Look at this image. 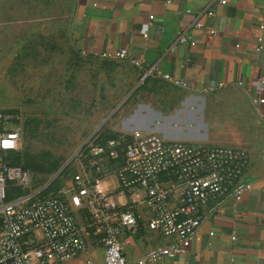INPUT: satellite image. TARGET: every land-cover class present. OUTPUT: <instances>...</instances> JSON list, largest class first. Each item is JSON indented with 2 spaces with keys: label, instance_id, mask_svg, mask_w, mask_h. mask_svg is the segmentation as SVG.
Here are the masks:
<instances>
[{
  "label": "crops",
  "instance_id": "obj_1",
  "mask_svg": "<svg viewBox=\"0 0 264 264\" xmlns=\"http://www.w3.org/2000/svg\"><path fill=\"white\" fill-rule=\"evenodd\" d=\"M58 2L67 7L72 35L84 54L100 57L104 50L125 46L146 65L154 63L161 72L188 81L179 86L160 74L143 77L134 64L147 85L137 86L121 130L140 128L172 140L241 145L251 155L245 176L253 186L242 198H226L216 209L209 203L185 251L143 264H264V103L254 101L264 95V29L259 27L264 0ZM209 6L215 15L206 14ZM197 18L205 22L202 27L193 25ZM179 27L193 31L197 42L173 51L170 45ZM104 183L114 186V175ZM168 240L139 216L137 229L123 233L126 264H140L146 249ZM103 262V245L90 239L85 250L63 264Z\"/></svg>",
  "mask_w": 264,
  "mask_h": 264
},
{
  "label": "built area",
  "instance_id": "obj_2",
  "mask_svg": "<svg viewBox=\"0 0 264 264\" xmlns=\"http://www.w3.org/2000/svg\"><path fill=\"white\" fill-rule=\"evenodd\" d=\"M205 12L215 15L210 6ZM204 24L199 18L193 22ZM259 27L264 29V15ZM196 42L193 31L179 27L170 50ZM99 56L128 59L143 77L160 74L188 85L182 76L146 65L125 46ZM254 101L264 103V95ZM23 126L22 110L0 108V264H63L85 250L90 239L103 245V264H126L123 233L137 229L139 216L169 240L146 249L138 263L175 256L191 244L206 205L216 209L226 198L239 200L253 186L245 176L251 162L245 146L172 140L134 128L89 138L90 163L82 162L69 187L50 189L54 177L38 180L31 168L10 158L20 147ZM111 174L115 184L109 187L104 179Z\"/></svg>",
  "mask_w": 264,
  "mask_h": 264
},
{
  "label": "rangeland",
  "instance_id": "obj_3",
  "mask_svg": "<svg viewBox=\"0 0 264 264\" xmlns=\"http://www.w3.org/2000/svg\"><path fill=\"white\" fill-rule=\"evenodd\" d=\"M134 66L81 52L58 0H0V108L24 116L15 159L38 180L54 177L50 189L69 187L90 163L88 139L125 128L147 85Z\"/></svg>",
  "mask_w": 264,
  "mask_h": 264
},
{
  "label": "trees",
  "instance_id": "obj_4",
  "mask_svg": "<svg viewBox=\"0 0 264 264\" xmlns=\"http://www.w3.org/2000/svg\"><path fill=\"white\" fill-rule=\"evenodd\" d=\"M117 133V132H116ZM114 134V133H113ZM107 135H110V134H107ZM17 150H14L13 152H12V154L10 155V158H11V160L13 161V162H18V163H21V162H19L17 159H15V157H14V152H16ZM23 164V163H22ZM24 166H27L26 164H23ZM27 167H29V166H27ZM30 168V167H29ZM54 181V180H53ZM53 181H52V183H51V187L50 188H52V185H53Z\"/></svg>",
  "mask_w": 264,
  "mask_h": 264
}]
</instances>
